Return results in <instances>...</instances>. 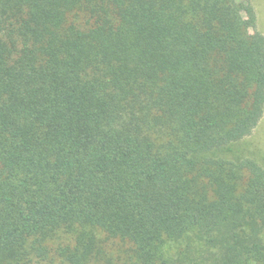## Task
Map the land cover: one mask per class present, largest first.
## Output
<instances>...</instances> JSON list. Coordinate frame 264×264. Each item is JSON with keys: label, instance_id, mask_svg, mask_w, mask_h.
Wrapping results in <instances>:
<instances>
[{"label": "trees", "instance_id": "obj_1", "mask_svg": "<svg viewBox=\"0 0 264 264\" xmlns=\"http://www.w3.org/2000/svg\"><path fill=\"white\" fill-rule=\"evenodd\" d=\"M263 113L252 0H0V264H264Z\"/></svg>", "mask_w": 264, "mask_h": 264}, {"label": "rangeland", "instance_id": "obj_2", "mask_svg": "<svg viewBox=\"0 0 264 264\" xmlns=\"http://www.w3.org/2000/svg\"><path fill=\"white\" fill-rule=\"evenodd\" d=\"M252 1L258 14L259 30L264 34V0ZM235 152L238 155L249 157L256 161L259 165L264 166V113L251 135L236 144ZM177 249L176 245L171 244L168 252L170 255H173L176 253ZM185 255H187V257H184L183 260L187 264H201L203 261L202 258L208 257L207 254L199 251L194 252L188 250L185 251Z\"/></svg>", "mask_w": 264, "mask_h": 264}]
</instances>
